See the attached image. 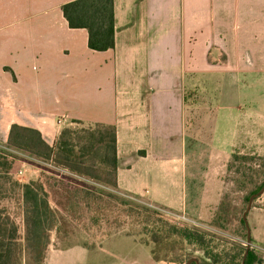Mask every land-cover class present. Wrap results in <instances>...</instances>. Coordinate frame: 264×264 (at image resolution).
<instances>
[{
	"label": "crops",
	"instance_id": "obj_1",
	"mask_svg": "<svg viewBox=\"0 0 264 264\" xmlns=\"http://www.w3.org/2000/svg\"><path fill=\"white\" fill-rule=\"evenodd\" d=\"M72 1L0 0V149L12 125L50 146L73 121L113 126L120 192L197 224L210 219L224 182L194 156V128L205 121L209 149L226 164L264 135V0H113L105 52L69 28L61 9ZM186 89L199 91L193 112ZM18 155L11 176L36 181L41 170ZM248 219L253 264H264V209ZM45 264L166 263L120 233L91 249L51 245Z\"/></svg>",
	"mask_w": 264,
	"mask_h": 264
},
{
	"label": "trees",
	"instance_id": "obj_2",
	"mask_svg": "<svg viewBox=\"0 0 264 264\" xmlns=\"http://www.w3.org/2000/svg\"><path fill=\"white\" fill-rule=\"evenodd\" d=\"M61 10L70 29L87 31L90 50L113 49V0H74ZM4 147L0 149V198L18 209L23 231L20 232L6 208L0 209V264H45L51 245L59 250L75 246L91 249L120 233L134 237L149 248L155 262L184 264L196 258L200 264L241 263L246 250V229L242 216L237 219V228L229 226L233 218L226 202L228 196H224L208 222L210 229L204 230L174 223L159 210L140 204L137 199L130 200L118 190L113 126L73 121L61 128L50 146L37 130L12 125ZM18 154L26 156V162L41 170L36 181L22 183L11 176L13 163L23 159ZM231 157L229 169L234 163L255 160V156L247 158L237 151ZM41 173L58 177L59 181L52 185L55 186L53 193ZM235 173L239 177L233 180L234 186L242 191L253 183L258 171L237 166ZM263 186L264 171L259 185L243 198L241 212L248 198ZM110 202L118 212L112 222L105 213ZM99 223L110 227L97 242L90 243L91 231ZM236 238L242 239L244 245L232 241ZM254 261L249 249L244 264Z\"/></svg>",
	"mask_w": 264,
	"mask_h": 264
},
{
	"label": "rangeland",
	"instance_id": "obj_3",
	"mask_svg": "<svg viewBox=\"0 0 264 264\" xmlns=\"http://www.w3.org/2000/svg\"><path fill=\"white\" fill-rule=\"evenodd\" d=\"M184 95L186 96V107L188 108V111L193 112L195 110V108H197L198 105H200L199 103H201L200 102L201 99L199 98V91H192V90L186 89L184 92ZM196 110L198 112L199 109H196ZM195 121L196 120L192 117V113H191L189 115V117L187 118V126H189L191 123L195 124ZM201 121H202V119H201ZM202 123H203L202 127L194 128V130H196V131H195V134L193 135V137L194 138L197 137L198 140L196 142H199V143H197V144H199L198 150L200 149L199 152H197L194 156L197 157V159L207 161L206 164L209 165L210 169H212L215 172L217 171L218 173H220V175L218 177H221V180L224 182V184L222 186L224 188L223 189L224 191L223 190L221 191L223 193V197L221 198V201H222V199H224V196H228V198H226V202L229 204L230 217L233 218V220H232L233 222L230 223L229 226H231V228H233V227L237 228L239 226L237 219L241 218L242 213H243V211L242 212L240 211L243 207V203H242L243 198L245 197V195L248 192L253 190L256 185H259V183L262 180V173L264 171V167H263V165H264V135L263 136L259 135L258 137L256 136L257 138L253 137V139L249 140V142H248V148L244 149L240 153L237 151L238 155L246 156L247 158L255 156V160L253 162L252 161L251 162L250 161L237 162L236 164L235 163L233 164V167L231 169H229V165L232 162V157L228 161V163L226 164L225 158L218 157L215 151L209 149V146H210L209 141H210V136H211V135H209L210 128H208V125L205 123V121H202ZM187 138L190 139L191 135L189 134L187 136ZM255 147H257L258 149H256ZM223 163H225V165H226L225 167L222 166ZM237 166H241V167H245V168H254L256 171H258V173L256 175H254L253 183L247 184L242 191H238L236 189V187L234 186V183H233V180L235 178L239 177V174L235 173ZM41 177H42L43 181H47L50 184L49 190L53 193V191L55 190V186L52 187V185H54L56 182L59 181L58 177H56L55 175H52L50 173H44V174L41 173ZM130 200L135 201L132 198ZM136 201L140 204H145L151 208H155L156 210H159L169 220H171L174 223L182 224L185 226H194V227L204 229V230L210 229L207 226V224L211 220L212 217L206 221L201 222L204 224H201V223L197 224V223L192 222L191 220H185V218H179V215L174 214L170 211H165V210L158 208V207H155V206L153 207L148 202H146V200L145 201L144 200H141V201L136 200ZM219 205H217V208L219 207ZM253 207L264 209V197H263V195L260 196L259 199H257L253 203L252 208L247 215L249 227H250V223H249L248 218L252 213ZM2 208H6L5 210H7V212H9L10 216L13 217L14 221L16 222V224L20 228V232L22 233L23 223H22L21 214L18 211V209H15L14 204H12L11 202L7 203V200H5V198H3V199L0 198V209H2ZM105 213L107 214V218L110 222H112L116 218L118 212L116 211V209H114L113 202H110L109 207ZM97 226H99L97 229L94 228L91 231L93 233V236L89 240L90 243L97 242L101 238L102 234L104 233V230H108V228L110 227L109 224L107 225L104 223H99ZM250 230H251V228H250ZM220 235L223 236V238H226V235H222V234H220ZM254 239L256 240V237H253V240ZM251 240H252V234H251ZM232 241H236L237 243L244 245L243 240L240 238H236V240L232 239ZM245 245H246V242H245Z\"/></svg>",
	"mask_w": 264,
	"mask_h": 264
},
{
	"label": "water",
	"instance_id": "obj_4",
	"mask_svg": "<svg viewBox=\"0 0 264 264\" xmlns=\"http://www.w3.org/2000/svg\"><path fill=\"white\" fill-rule=\"evenodd\" d=\"M264 194V186L255 194H252L247 201L245 210L242 213V220L246 229V250L243 254L242 260L240 264H244L245 263V259L247 257L248 251L251 247V230L248 224V220H247V215L249 213V211L252 208L253 202L256 198H259L260 196H262ZM184 264H200L198 259L196 258H191L190 260H188L187 262H185Z\"/></svg>",
	"mask_w": 264,
	"mask_h": 264
},
{
	"label": "built area",
	"instance_id": "obj_5",
	"mask_svg": "<svg viewBox=\"0 0 264 264\" xmlns=\"http://www.w3.org/2000/svg\"><path fill=\"white\" fill-rule=\"evenodd\" d=\"M62 123H63V119H59V120L57 121V124H58V125H62Z\"/></svg>",
	"mask_w": 264,
	"mask_h": 264
}]
</instances>
